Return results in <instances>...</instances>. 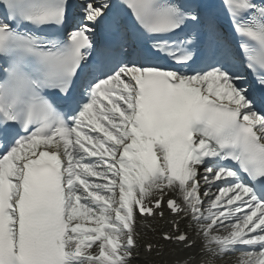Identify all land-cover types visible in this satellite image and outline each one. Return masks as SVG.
I'll return each instance as SVG.
<instances>
[{"label":"snow or ice","instance_id":"6c2138e0","mask_svg":"<svg viewBox=\"0 0 264 264\" xmlns=\"http://www.w3.org/2000/svg\"><path fill=\"white\" fill-rule=\"evenodd\" d=\"M74 7L0 0V264H129L165 209L200 264H264V0Z\"/></svg>","mask_w":264,"mask_h":264},{"label":"bare ground","instance_id":"6f19581e","mask_svg":"<svg viewBox=\"0 0 264 264\" xmlns=\"http://www.w3.org/2000/svg\"><path fill=\"white\" fill-rule=\"evenodd\" d=\"M204 192V189H201ZM212 193L217 192L216 188L211 189ZM150 227L141 226L139 228V237L142 235V240L151 239L153 236H156V228L166 224L163 220L159 221L157 219H151L147 221ZM192 238L195 239L194 235ZM201 240L198 241L195 239V244L193 247L189 248H175L172 245H161L155 252H151L152 254L147 255L143 253L142 250L137 249L136 259L132 261L133 264H175L177 261L186 260L188 263L194 262L198 257H204L205 254H200L201 251ZM207 257V256H206ZM192 258H195L193 261ZM239 252H235L234 254L224 258L223 260H215L217 264H239ZM194 264V263H193Z\"/></svg>","mask_w":264,"mask_h":264}]
</instances>
